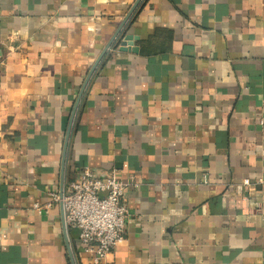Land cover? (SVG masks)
Listing matches in <instances>:
<instances>
[{"label":"crops","instance_id":"0c3cea01","mask_svg":"<svg viewBox=\"0 0 264 264\" xmlns=\"http://www.w3.org/2000/svg\"><path fill=\"white\" fill-rule=\"evenodd\" d=\"M137 1L0 0V264H264V0H139L115 36ZM65 149V184L131 182L103 262L34 208Z\"/></svg>","mask_w":264,"mask_h":264},{"label":"built area","instance_id":"2783aa9c","mask_svg":"<svg viewBox=\"0 0 264 264\" xmlns=\"http://www.w3.org/2000/svg\"><path fill=\"white\" fill-rule=\"evenodd\" d=\"M244 183L249 184V179H244ZM129 184L115 170L101 176L85 166L77 178L65 184L63 197L59 190H52L51 199L43 204L36 202L34 208L46 210L54 202H62L67 227L78 230L76 239L94 262H103L125 239L128 217L125 189Z\"/></svg>","mask_w":264,"mask_h":264},{"label":"water","instance_id":"95a60500","mask_svg":"<svg viewBox=\"0 0 264 264\" xmlns=\"http://www.w3.org/2000/svg\"><path fill=\"white\" fill-rule=\"evenodd\" d=\"M138 2H139V0L135 3L134 7H132V9H131L130 12L128 13V15L126 16V18L124 19V21L121 23V25L119 26L118 30H117L116 33H115V36H116L117 33L121 30V28L124 26V24L126 23V20L130 17V15L132 14V12H133V10H134V8H135V6L137 5ZM112 39H113V38H112ZM107 47H108V46H107ZM107 47H106V49H107ZM106 49H105V50H106ZM104 52H105V51H104ZM102 55H103V54H102ZM102 55H101V56H102ZM101 56L97 59V61H96L95 64L93 65L91 71L89 72V74H88V76L86 77L85 82H84V84H83V86H82V89H81V92H80V94H79L78 100H77V102H76V104H75V107H74L73 113H72V115H71V119H70V123H69V127H68V132H67V137H66V142L68 141V135H69V132H70V129H71V125H72L73 119H74V115H75V112H76V108H77L78 101H79V99H80V97H81V95H82V93H83V91H84V89H85V86H86V84H87V82H88V80H89V78H90L92 72L94 71L96 65L98 64V62H99ZM65 156H66V149H65V151H64V155H63V166H62V174H61V182H60V191H59L61 197H63V194H64V187H65V177H64V161H65ZM61 207H62V222H63V226H64V228H65V227H66V224H65V215H64V208H63V204H62V202H61ZM71 258H72V261H73L72 254H71ZM73 263H74V262H73Z\"/></svg>","mask_w":264,"mask_h":264}]
</instances>
